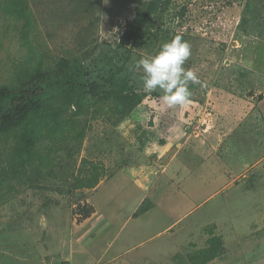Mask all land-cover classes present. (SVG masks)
<instances>
[{
  "label": "rangeland",
  "instance_id": "rangeland-1",
  "mask_svg": "<svg viewBox=\"0 0 264 264\" xmlns=\"http://www.w3.org/2000/svg\"><path fill=\"white\" fill-rule=\"evenodd\" d=\"M29 2L31 46L53 63L110 55L142 0H95L91 11L79 0ZM158 27L130 68L181 35L199 79L192 103L169 107L131 70L143 104L121 122L91 119L74 159L60 152L53 177L29 171L25 183L4 176L13 142H2L0 264H192L214 237L221 254L208 264H264V0H172ZM21 28L0 9V85L30 56ZM91 164L104 182L75 189ZM84 205L97 215L78 227Z\"/></svg>",
  "mask_w": 264,
  "mask_h": 264
},
{
  "label": "trees",
  "instance_id": "trees-1",
  "mask_svg": "<svg viewBox=\"0 0 264 264\" xmlns=\"http://www.w3.org/2000/svg\"><path fill=\"white\" fill-rule=\"evenodd\" d=\"M171 2L142 0L116 49H109L110 55L104 51L88 61L92 55L86 52L60 57L53 63L43 54L37 56L31 46L35 20L29 0L0 3L5 16L22 23V41L30 55L13 79L0 85V144L13 142L8 167L2 168L7 180L25 183L29 171L36 180L46 173L53 177L55 158L64 152L68 161L74 159L91 119L106 116L121 122L143 104L148 94L136 91L130 79L133 52L158 39L159 23L169 13ZM79 3L91 11L95 0ZM102 175L101 167L95 164L80 169L74 188L94 189ZM81 211L85 219L95 212L87 205ZM209 243L208 249L191 256L192 264H208L220 256L221 239L214 237Z\"/></svg>",
  "mask_w": 264,
  "mask_h": 264
},
{
  "label": "clouds",
  "instance_id": "clouds-1",
  "mask_svg": "<svg viewBox=\"0 0 264 264\" xmlns=\"http://www.w3.org/2000/svg\"><path fill=\"white\" fill-rule=\"evenodd\" d=\"M191 43L181 35H175L165 42L155 55H146L136 60L130 70L141 72L144 90H159L169 107L185 106L192 103L190 83H199L197 74L185 68L191 56Z\"/></svg>",
  "mask_w": 264,
  "mask_h": 264
},
{
  "label": "crops",
  "instance_id": "crops-1",
  "mask_svg": "<svg viewBox=\"0 0 264 264\" xmlns=\"http://www.w3.org/2000/svg\"><path fill=\"white\" fill-rule=\"evenodd\" d=\"M135 111H136V110H135ZM104 178H105V176H104ZM104 178H101V180L104 179ZM101 180H100V182H99L98 187L101 185L102 182H104V180H102V181H101ZM98 187H97V188H98ZM80 190H82V189H80ZM91 190H93V189H91ZM87 204H89V203L87 202ZM93 207H94V206H93ZM94 210H95V212H94V214H92V216H90V217L87 218V219H84V220L81 221L80 223L77 222V223H76L77 226H78V227H82V226H84V225L90 223V222L94 219V217L97 215V210H96L95 207H94ZM70 253H72V252H70ZM83 253H84V252H83ZM69 259H70V256H68V259L66 260L65 263L71 264V262L69 261Z\"/></svg>",
  "mask_w": 264,
  "mask_h": 264
},
{
  "label": "built area",
  "instance_id": "built-area-1",
  "mask_svg": "<svg viewBox=\"0 0 264 264\" xmlns=\"http://www.w3.org/2000/svg\"><path fill=\"white\" fill-rule=\"evenodd\" d=\"M63 264H68V263H63Z\"/></svg>",
  "mask_w": 264,
  "mask_h": 264
}]
</instances>
